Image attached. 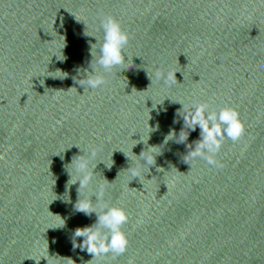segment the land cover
<instances>
[{
    "label": "water",
    "instance_id": "obj_1",
    "mask_svg": "<svg viewBox=\"0 0 264 264\" xmlns=\"http://www.w3.org/2000/svg\"><path fill=\"white\" fill-rule=\"evenodd\" d=\"M102 15L129 34L128 60L84 92ZM200 102L236 109L246 129L225 138L220 167L184 161L200 130L182 116ZM77 146L114 161L81 198L106 185L101 203L126 210L121 255L92 259L74 237L96 221L74 207L78 183L66 188ZM148 146L161 154L133 179L119 150L138 164L132 147ZM130 261L264 264V0H0V264Z\"/></svg>",
    "mask_w": 264,
    "mask_h": 264
},
{
    "label": "clouds",
    "instance_id": "obj_2",
    "mask_svg": "<svg viewBox=\"0 0 264 264\" xmlns=\"http://www.w3.org/2000/svg\"><path fill=\"white\" fill-rule=\"evenodd\" d=\"M99 27L103 32L102 38H95V43L90 45L91 61L89 68L83 71V77L77 82L85 90H96L103 88L107 83V76L111 74L114 68L124 65L128 57L124 53V49L129 42V34L123 29L120 22L111 15H102L100 17ZM165 79L167 83V78ZM183 107V104L180 103ZM183 117L184 127L195 131L199 128V139L194 141V147L187 152L184 161L202 159L208 165L220 167L221 165L216 159L225 138L230 139L234 143L245 134L244 123L239 118V113L236 109L225 106L218 112L210 110L207 102H200L194 105V110L186 112ZM158 127V126H157ZM175 137L174 132H170L164 139V144ZM188 138L182 135L176 137L177 143H184ZM143 141V140H141ZM144 142V141H143ZM136 145V144H135ZM134 145V146H135ZM133 146V147H134ZM78 147V146H77ZM132 147V149H133ZM80 149V154L72 157L71 161L64 165L65 171L69 176L66 188L78 183V200L74 207L76 211L84 213L86 216L96 215V221L90 226L78 227L74 231V237L82 238V242L78 245L81 251H85L92 255V259L104 256L108 253L121 255L127 250L128 236L123 231L122 226L128 222V213L121 206L109 205L107 202L101 203L106 185H97L91 195L81 198V190H87L92 184L97 165L103 163L106 168L111 169L114 161L110 165H106L103 161L94 163L97 156L96 149ZM160 146H148L142 150L139 155L133 153L139 161L138 164L132 160L127 153L121 151L127 161L128 167L126 170L129 175L139 178L142 175V166L155 165L156 157L161 154L158 151ZM113 155V154H112ZM63 160V156H61ZM135 164V166H134ZM189 164V163H188ZM108 181L107 179H105ZM109 182V181H108ZM95 197V200L92 198ZM99 205V207H97ZM73 247H77L74 243ZM129 264H132L130 261Z\"/></svg>",
    "mask_w": 264,
    "mask_h": 264
}]
</instances>
